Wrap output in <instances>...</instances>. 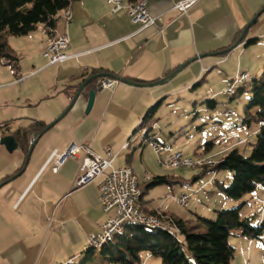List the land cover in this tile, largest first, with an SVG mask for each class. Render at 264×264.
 Wrapping results in <instances>:
<instances>
[{
    "label": "crops",
    "instance_id": "obj_1",
    "mask_svg": "<svg viewBox=\"0 0 264 264\" xmlns=\"http://www.w3.org/2000/svg\"><path fill=\"white\" fill-rule=\"evenodd\" d=\"M122 1L124 8L115 13L108 0H77L69 9V17L65 11L60 14L54 33L69 36L66 61L51 64L44 53L31 57L24 53L31 59L30 68L16 53L20 58L17 69L0 62V91L5 93L0 97L1 137L14 135L18 129L35 121H42L45 126L55 121L70 104L83 77H88L87 73L94 69L139 83H152L169 76L186 61L199 58L160 85L119 81L114 89L99 92L90 112L86 113L89 92L95 86L91 83L75 105L38 138L24 172L0 188V259L8 261L7 264L27 260L28 250L42 243L17 236V223L28 227V234L35 226L41 236L42 232L45 236L50 233L48 242L53 239L64 242L65 249L71 242L78 253L84 243L87 245L88 236L99 234L106 220L114 215L113 210L102 209L99 200L101 177L75 186L82 174L83 153L77 158L69 157L58 171L53 170V160L49 162L53 151L63 153L72 143H89L92 150L102 156H106V148L110 147L116 153L115 167L133 169L142 192L139 202L142 210L175 214L170 210L169 200L157 202L154 197H148L153 186L141 188L147 186L152 177L146 172L143 176L136 173L133 164L137 149L142 147V162L144 147L158 140L150 134V124L141 129L139 123L148 109L160 101L155 122L166 99L168 104L177 101L180 94L206 80L208 73L220 70L231 82L241 66V60L237 67L228 63L233 53H246L247 46L252 44H261L257 53H264V0H199L184 14L175 7L177 0H148L149 12L156 18L155 24L148 27L133 19L128 9L131 2ZM259 12L260 16L246 30L241 43L234 46L243 29ZM41 26L44 49L52 35L48 27ZM244 71L249 73L251 80L261 76L257 72L253 76L254 71L249 66ZM216 106L217 102L213 107ZM245 116L244 111L238 122L246 124ZM143 129L146 134L138 136ZM146 138L149 139L147 144L143 142ZM237 142L243 144L244 140ZM154 152L157 153L155 148ZM28 153L20 146L10 152L1 143L0 180L20 171ZM174 177L179 179L180 175ZM34 218L40 221L30 220ZM21 219H24L22 223ZM73 259L75 254L70 261ZM145 263L152 264L148 252Z\"/></svg>",
    "mask_w": 264,
    "mask_h": 264
},
{
    "label": "rangeland",
    "instance_id": "obj_2",
    "mask_svg": "<svg viewBox=\"0 0 264 264\" xmlns=\"http://www.w3.org/2000/svg\"><path fill=\"white\" fill-rule=\"evenodd\" d=\"M40 27H42L41 24L24 36L7 34L9 43L15 48L16 53L20 54L22 63L26 66L30 65V68H32L30 57L38 53L43 54L46 47L45 45L43 49L42 37L44 35ZM260 45L252 44L247 46L249 50L246 53H233L231 55L228 62L230 66L237 67L239 60H241V66H238L236 74L247 70L248 66L254 71L253 76L256 74L255 72L258 75L264 73V53H257V48ZM24 53L29 54L30 57H25ZM218 71L206 74L207 81L202 80L191 90L180 94V99L177 101L168 104L167 99L165 100L156 114V121L149 125L152 127L150 134L160 143L161 151L158 154L155 153L153 144L158 143L149 142L144 147L145 152L141 162L142 147H139L133 164L134 169L137 174L143 176L146 172L152 178L157 175H168L169 182L153 186L148 197H154L157 202L169 200L167 203H171L170 210L183 219H196V214L213 219L216 218V210L238 207L244 202L241 216H253V223L259 224L264 220L263 185H259L254 191L244 194L241 198H230L217 184L220 182L229 185L232 182L233 172L229 169H220L216 172L204 171L201 167L172 169L159 163V159L164 161L169 155L178 151H182L191 157H211L214 161L221 160L233 148L239 149L245 156L251 155L252 144L257 140L260 123L254 121L248 125L241 121L238 122L239 115H243L249 103L250 93L245 90L236 95L235 98L225 94L226 89L224 87L229 86L230 81L225 79L223 72ZM249 77L251 80L252 77L250 75ZM4 94L0 91V97ZM208 100H215L217 102L216 108L209 106L211 102ZM253 109L252 113L254 114L256 108ZM229 111L233 112L231 116H227ZM145 134V130L137 133L140 137ZM1 138L0 136V147ZM240 139L244 140L243 144L237 142ZM210 141H214V144L211 147H206V143ZM175 174L180 175V178L174 177ZM146 187L142 186L141 188L144 190ZM167 193L172 194V196H166ZM181 193L189 195V206L180 204L178 196ZM228 204L234 205L230 207ZM23 212L24 210L21 211V214ZM23 220L21 219V223ZM30 220L38 222L40 218ZM35 227L31 228L32 233L28 234V227L25 228L22 224H16L17 236L21 238L27 236L32 242H42L40 246L28 250L29 258L20 264H66L70 262L73 254H75V263H80L85 258L84 251L87 248L85 243L82 245V249L75 253L77 251L71 242H69L68 249H65L64 242L60 243L56 239L49 243L51 234L45 236V233L42 232L41 236L38 228ZM229 242L235 247L231 264H264V234L259 238L251 239L241 235V230L237 229L229 237ZM146 253L147 251L141 252V263L138 264H146ZM185 253L192 262L191 252L185 249ZM151 261L152 264H165L162 258L158 256L151 255ZM7 262L0 259V264H7Z\"/></svg>",
    "mask_w": 264,
    "mask_h": 264
},
{
    "label": "trees",
    "instance_id": "obj_3",
    "mask_svg": "<svg viewBox=\"0 0 264 264\" xmlns=\"http://www.w3.org/2000/svg\"><path fill=\"white\" fill-rule=\"evenodd\" d=\"M75 1L77 0H0V62L3 61L13 69L18 68L20 58L9 43L7 34L24 36L35 30L39 24H44L51 31V35H54L60 14L69 10ZM129 1L134 4L141 0ZM99 72L98 69H94L87 75ZM248 79L241 87L239 85L242 82L238 84L235 91L229 95L235 98L245 90L250 93L244 121L248 125L254 121L260 123L257 140L252 144L251 155L245 156L239 149L233 148L215 165L201 167L213 172L220 169L231 170L232 182L229 185L220 182L217 184L228 197L236 199L254 191L259 185L264 186V73L259 78L247 81ZM208 102H211L209 105L211 107L216 103L215 100ZM159 104L160 101L148 109L139 123L141 129L153 123ZM253 108H256L254 114L251 112ZM231 113L227 112L228 115ZM44 127V122L35 121L30 126L18 129L14 136L19 146L28 152L32 134ZM143 142L147 144L149 139L146 138ZM154 143L160 144L157 141ZM213 144L214 141H210L206 143V147ZM167 181L169 178L166 175L154 176L147 184V188ZM244 205L243 202L238 207L216 210V218L213 219L199 214H196V219H183L176 214H160L152 210L147 214L161 219V227L126 224L111 241L103 243L101 247L87 245L82 262L75 263L73 259L66 264H138L141 263L142 251L161 257L165 264H231L235 247L230 244L229 237L235 230L240 229L241 235L251 239L264 234V220L254 224L253 216H241ZM185 249L191 252L192 262L187 258Z\"/></svg>",
    "mask_w": 264,
    "mask_h": 264
},
{
    "label": "built area",
    "instance_id": "obj_4",
    "mask_svg": "<svg viewBox=\"0 0 264 264\" xmlns=\"http://www.w3.org/2000/svg\"><path fill=\"white\" fill-rule=\"evenodd\" d=\"M199 0H177L175 7L181 13H188L189 9ZM112 5V12H118L124 8L122 0H108ZM148 3V1H147ZM147 3L130 4L128 6L130 14L135 21L142 23L143 27H148L156 22V18L149 12ZM69 17V11L66 12ZM70 46V39L66 33L54 34L46 43L44 56L49 59L51 64L61 63L69 58L67 49ZM248 73L243 71L231 79L228 89L233 86L241 77L247 76ZM102 90L114 89L119 83L118 79L112 77H103L100 80ZM232 114V113H231ZM242 142V139H240ZM157 153L160 152V145H154ZM80 153L84 154L81 170L82 174L75 182V186H81L89 183L96 177H101L99 182V200L104 211H114V215L110 216L103 224L102 231L95 235H89L87 245H96L101 240H111L112 225L118 224L121 220L127 217H141L135 207V194L137 189H140V183L135 176V183L125 182L123 167H115L113 162L116 158V153L110 148H106V156H102L94 152L89 143H72L63 153L57 150L53 151L49 162L53 160V170L58 171L69 157L77 158ZM187 162L197 163V157H191L184 154L182 151L171 154L164 161L159 160L161 165L171 168H187ZM210 163L208 166L215 165ZM205 167V166H202ZM146 180H149L146 177ZM181 205L189 206V195L181 193L178 197ZM177 233V232H176Z\"/></svg>",
    "mask_w": 264,
    "mask_h": 264
},
{
    "label": "water",
    "instance_id": "obj_5",
    "mask_svg": "<svg viewBox=\"0 0 264 264\" xmlns=\"http://www.w3.org/2000/svg\"><path fill=\"white\" fill-rule=\"evenodd\" d=\"M260 12L255 15V17H253V19H251V21L246 25V27L243 29L240 37L238 38V40L235 42L234 46L238 45L241 43V41L243 40L244 36H245V33H246V30L249 28V26L252 24V22H254L259 16H260ZM224 52V51H222ZM205 54L201 55V56H204ZM199 57L196 56L194 57L193 59H190L188 61H186L185 63H183L182 65H180L173 73H171L169 76H166V77H163L162 79L158 80V81H155V82H152V83H139V82H136V81H132L130 79H127L125 77H121V76H118V75H115V74H112V73H96V74H93V75H90L88 76L87 78H85L81 84L78 86L70 104L68 105V107L66 108V110L64 111V113H62V115L60 117H58L55 121H53L52 123L46 125L41 131L37 132V133H34L33 134V139L30 143V148H29V153L26 157V160H25V163H24V166L22 167V169L20 171H18L17 173L13 174L12 176L8 177L7 179L3 180L2 182H0V188L5 185L6 183L10 182L11 180L17 178L18 176H20L28 162H29V159H30V156H31V153L33 151V148L35 146V143L36 141L38 140V138H40L45 132H47L56 122H58L76 103V101L78 100V98L80 97V95L85 91V89L87 88V86L89 84L92 83V81L95 80V86L90 90L89 92V98H88V104H87V109H86V113H89L93 104H94V101H95V98H96V95L99 93V92H102V88H101V78L103 77H112V78H115V79H118L119 81H122V82H126V83H129V84H133V85H160V84H163L165 83L169 78L170 76H173L175 73L179 72L184 66H186L188 63L194 61L195 59H198ZM1 143L2 144H5L7 149L12 152L14 151L18 146H19V143L17 142L15 136L13 134H9V135H5L1 138Z\"/></svg>",
    "mask_w": 264,
    "mask_h": 264
},
{
    "label": "bare ground",
    "instance_id": "obj_6",
    "mask_svg": "<svg viewBox=\"0 0 264 264\" xmlns=\"http://www.w3.org/2000/svg\"><path fill=\"white\" fill-rule=\"evenodd\" d=\"M148 0H141L137 3L134 4H143V3H147ZM69 10L65 11L68 12ZM243 72V71H242ZM249 78V75L245 76V77H241V80H237L236 83L233 84V86H231L227 93L225 90L226 94H231L235 91L236 87L238 84H240L241 82L245 81L246 79ZM231 115V114H230ZM158 145V144H155ZM176 154V153H174ZM210 163H214V160L211 157H197V163L194 162H187V168H200L202 166H208ZM123 173H124V179L125 182L128 183H135V175L133 172V169L130 166H123ZM141 190L137 189L136 194H135V207H136V211L138 212L139 215H141V217H144V219L139 218V217H127L123 220H121L120 222H118V224H114L112 225V232H111V240L113 239L114 235L126 224H130V223H134V224H140V225H145V226H154V227H161L162 222L161 219H158L150 214L144 213L140 208H139V201L141 198ZM111 240H101L99 241V243H97L96 245H88L90 247H94V248H99L101 247V245L105 242L111 241Z\"/></svg>",
    "mask_w": 264,
    "mask_h": 264
}]
</instances>
